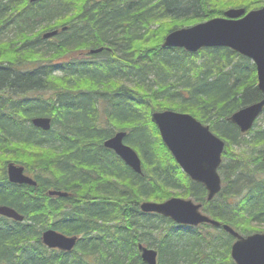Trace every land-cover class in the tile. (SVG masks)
I'll list each match as a JSON object with an SVG mask.
<instances>
[{"label":"trees","instance_id":"obj_1","mask_svg":"<svg viewBox=\"0 0 264 264\" xmlns=\"http://www.w3.org/2000/svg\"><path fill=\"white\" fill-rule=\"evenodd\" d=\"M109 1L112 0H95V5H91L89 0H81L78 9L81 19L78 24L79 28L86 33H95L98 40L105 42L115 39L114 32L118 30L134 29L142 35L141 21L138 18L135 20L129 18L135 17L128 8H132V6H124V3L123 7L120 4L117 5L118 8L123 9V12L126 11L130 15L113 13L107 16L108 13H105L104 9ZM113 1L117 3V0ZM218 1H223L225 7H243L246 10L260 5L258 0ZM48 3V0H43L36 5H31L27 0H0V35L5 30L13 28L21 33L23 38L28 39L29 36L32 39V46H29L30 42L28 40L11 43H4L0 40V145H7L13 140H17L25 145L43 146V142L36 141L37 143H35L30 141V137H27L31 134L35 136L34 139L41 140L40 137L33 134V131L43 137L46 136L30 126V118L34 115H54L52 117L55 119L60 117L73 132L70 138L66 137L65 149L59 155L54 151L45 153L39 150L34 154L33 164L45 167L50 164L52 166V163L57 161L65 160L67 170L63 171L61 167L58 168L59 177L66 178L63 188L75 192L79 191L81 194L85 192L84 195L90 200L77 205L78 201L73 198L71 202L76 203V210L70 213L64 202L66 199L58 198L51 201L49 197L43 195L44 192L39 188L36 192L33 188L15 187L6 184L0 186V202L18 203L22 207L20 211L26 215L28 220L33 222L37 220L32 217V214L25 207H37L38 211H41L42 208L44 211V208H46L49 215L45 217L42 212L41 217L43 220L39 224H42V227L54 228L68 235L81 236L72 254H77L79 256L78 261L82 264H143L137 250L138 243H143L158 251V264H234L230 257L233 238L224 231L215 229L211 231L212 227L208 225H205V231H199L198 228L191 227H176L169 220L168 223L176 232L170 231L167 226H161L163 228L167 227V230L160 229V225L165 221L163 218L157 215L142 214L137 209V205L134 208L133 204L144 197L158 201L165 200L171 196V188L181 197L193 198L197 202L204 203L205 211L213 219L230 225L243 235L250 233L249 230L244 229L248 226L246 222H249V220L264 226V209L258 208L261 203L264 204V183L256 184L257 186L253 190L250 189L241 196V205H227L225 201L221 202L222 195H219L216 199L218 206L206 204L204 187L192 182L180 171L162 142L156 146L146 135L149 129H153L149 125L150 115L147 114L148 104L145 101L152 105L154 111L171 109L185 112L205 124H211L218 136L227 143L224 155L225 163L220 168L223 184L236 183L235 180H230L231 176L235 174L244 176V174L240 173L239 170H236L234 174L231 173L233 170L226 163L229 148L243 146L248 143L264 146V126L256 129L255 125L251 131L244 134L237 126L227 121V118L238 110L242 101L249 104L259 99L256 93H252L254 91L252 88L256 86L255 78L249 80L240 78L239 74L244 71L242 66L237 67L231 73L216 70V73L212 75L213 68L218 63L230 64L234 60L230 54L232 51L225 48L201 51L197 55L200 56L199 61L202 63V67H198L195 62H185L182 57L187 56V54L184 51L172 50L173 53L181 54V56L178 55L176 59H171V55L168 54L170 51L165 52L155 47L150 51V56H152V65L150 66L157 74L156 80L152 82L146 80L140 83L145 84L146 87H142L140 84L137 85L139 86L137 92L128 86L125 87L121 116L118 119L108 117L109 128H100V130L95 129L94 131L93 128L87 127L91 123L92 111L90 108L87 109L80 105L76 107L61 106L57 110L58 113L53 114V103L42 98L31 89L33 85L40 86V84L43 88L54 86L56 87L54 91L60 92L58 93L60 94L59 97H62L70 85V81L63 77L58 78L56 84L46 77L41 79L40 76L38 77L40 70L36 69V66H30L31 63L38 61L39 58L36 59L37 54L40 55V60H43L57 51L55 49L57 47L45 42H40L42 44L40 47L37 45L40 38L35 31L37 24L45 20L43 14L52 16L46 18L48 22L60 19L48 8L40 10L38 16L33 17L32 13L34 11L39 10L40 6L48 5ZM145 3H153L154 10L146 11L144 15H153L154 20L159 22L158 29L164 34L170 31L164 28L166 24H171L170 21L165 20L169 17L183 16L182 12L184 11H192L191 16L194 21L203 17L201 9L195 7V3H190L189 0H149ZM66 5H68V2H66ZM204 7H206V4ZM156 9L163 11L166 15L153 13ZM66 10L68 13L69 8ZM180 11V15H168ZM26 13L27 16L25 17ZM99 13H105V15L101 16ZM221 13H214V16ZM183 17H187V15L185 14ZM131 39L132 36L127 34L119 40L131 44ZM178 62H185L186 65L183 66L184 68L179 67ZM115 68L116 63L112 61H99L94 66V75L91 74V77L93 76L95 81L100 82V77L103 79L104 76L110 77ZM148 86L149 90L147 89ZM65 98H68V95H65ZM110 121H114L113 125L122 130H126L128 121L133 122L136 126L139 138H141V142L139 141L141 145L139 147L140 153L142 149L148 155L146 162L150 167L145 168V173L147 177L154 180V185H144V180H141L142 178L133 174L126 167L123 169L116 167L114 169L115 167H110L109 164L106 165L103 161L102 142L113 134ZM125 141L129 143L128 136ZM57 150L59 151V149ZM250 158L254 159L249 154L244 155L236 166L241 165V163L245 164L247 160L250 161ZM141 159L143 160V157ZM250 162L254 163L253 160ZM117 168H119V172L124 175L123 177L126 178L127 182L130 183L134 193L124 190L121 197H114L111 190L99 191L101 190V184L110 182L106 178L112 179V176H115L117 177L116 181L120 182L118 179L122 176H119L120 174L115 171ZM111 171L114 174H110ZM26 173H33L38 183L41 181V176L36 174L32 168H26ZM158 183L165 184V187L158 189V185H155ZM150 188H155L154 190L157 191L151 192L149 191ZM145 189L150 193H146ZM94 191L99 193V198L96 196L89 197L91 192ZM148 194L150 195L147 196ZM24 205L26 206L23 207ZM252 206L257 207L259 210L256 215L250 208ZM131 210H134L132 215ZM97 219L102 223L111 225L98 226ZM243 220L245 224L242 222ZM1 233L4 240L0 237V254L5 251L6 254L15 257L23 256L25 258L24 264H50L52 260L56 262L65 260L66 263L73 262L70 253L48 252L46 249L37 251L30 256L20 255L16 252L21 244L19 242L33 238L21 230H13L12 237L17 243L14 250L7 251L6 242L10 240V236ZM169 242L177 245L184 244L186 247L170 248L166 245ZM47 255L51 256L46 258ZM106 255H109L107 261L104 260ZM0 264L10 263L0 257Z\"/></svg>","mask_w":264,"mask_h":264},{"label":"bare ground","instance_id":"obj_2","mask_svg":"<svg viewBox=\"0 0 264 264\" xmlns=\"http://www.w3.org/2000/svg\"><path fill=\"white\" fill-rule=\"evenodd\" d=\"M43 0H37V1H31L27 0V2L31 5H36ZM91 5H95V0H89ZM124 1V2H123ZM149 0H117V3H114V1H109L107 7H105V13L109 14H127L126 11L123 12L121 8H118L117 5L120 4L123 7L124 6H132L128 7L131 12L135 15V17H129L132 18V20H135L136 18L141 21L142 24V35L139 34L137 30H127V31H115L114 34L116 36L115 39H111L108 42H105L103 40H98L96 38L95 33H89L85 32L84 30H81L78 26L80 22V14H78V9L81 4V0H48V5L46 6H40L39 10L34 11L33 17L36 18L39 14L40 10H44L46 8L50 9L55 16L59 17L60 19H55L52 22H48L46 18L52 17V16H45V20L40 22V24H37L36 33L37 36H39V42H37V45L40 47L42 44L40 42H45L46 44L53 45L57 48H55L57 51L54 52V54L50 55L47 59L40 60V55L37 54L36 59H38L37 62L31 63L30 66L34 67L36 66V69L40 70L38 73V77L40 76L41 79H44V77L48 78L49 81H53L54 84H56L58 78H66L67 81H70V85L67 88V92L64 93L62 97H59L60 92L54 91L56 87L52 86V88H43L42 84L40 86L33 85L31 87L32 90L35 91L38 95H40L42 98H45L48 101H51L53 104L52 112L53 114H57V110L61 106H83L84 108H90L92 111L90 124L87 125V127L93 128V130H100L102 129H108V121L109 118L112 119H118V117L121 116V107L124 105V102L122 101V98L124 96L123 90L125 87H129L136 92L139 90L140 83H143L146 80L149 81H155L156 75L155 72L151 69L152 65V56L151 49L153 48H160L163 51H170L169 56L171 55V59H176L177 56H181V54H175L172 50H181L184 51V53L187 54V56H183L182 58L185 60L186 63L195 62L196 65L199 67H202V63L199 61L200 56L199 54L203 50L207 49H221L225 48L230 51H232L230 54L233 57V61L230 64H222L218 63L213 68V73H216V70H222L226 73H231L232 71H235L237 67H243L244 71L239 74V77L242 79H252L255 78L256 86L252 88L254 90L252 93H256L258 95V100L252 103H245L242 101L241 105L238 107V110L232 113L227 118V121L231 122L229 119L236 113L240 111H244L248 109L250 106H253L259 102H262L264 100V89L262 86H260L259 77L263 76L264 73L260 69V61H258L254 55L253 50H246V51H239L231 46H213L210 45L216 41L210 40V43L208 45H204L201 48H198L196 50L189 49L186 46H172V45H165L167 43H174V36H172L171 32H189L192 33L194 36H197V31H201L203 24H210V23H216V26L218 27V30L214 33V35L217 38H221L224 35H230L224 25L218 21L217 19H222L226 21H233V22H243L246 18L248 13H255V15L252 18L253 24H258V17L261 16L260 12L262 9H264V0H258L259 6H256L253 9L246 10L243 7H232L227 6L225 7V3L223 1L218 0H189V2L195 3L194 6L201 9L202 16L198 20L194 21L192 18V11L188 12H182L183 16L185 14L187 17H183L180 12L177 13H169L168 15H180V16H172L165 20H168L171 22V24H166L164 28L170 30L168 33L164 34L162 31L158 29V23L154 20L153 15L148 14L145 16L144 14L146 11L150 12L154 10L153 3L146 4ZM150 1H158V0H150ZM167 1V0H166ZM170 1V0H169ZM66 2H68V5H66ZM206 4V7L204 5ZM69 8V12L67 13L66 9ZM233 9H244L245 15H236L234 13L230 14V17L227 15V13ZM222 10V13H221ZM136 11V13H135ZM157 11V12H156ZM153 13L159 14V15H166L163 13V11L157 10ZM207 12V13H206ZM220 12V15L214 16V13ZM67 13V15H65ZM105 13H99L101 16H104ZM27 16V13L24 15ZM139 16V17H138ZM131 35L132 36V42L131 44L124 41L119 40L125 35ZM0 40L4 43H11L14 41H26L28 40L30 42L29 46H32V39L28 36V39L23 38L21 36V33H19L16 29L10 28L8 30H5L0 35ZM35 41V40H34ZM100 41V42H99ZM36 42V41H35ZM171 43V44H172ZM47 46V45H46ZM230 55V56H231ZM52 57V58H51ZM34 59V60H36ZM103 60H109L114 63H116V68L113 70V74L109 76H104V79L102 77L100 82L95 81L93 76L91 77V74L94 75V66H96L99 61ZM185 62H178V66L184 68L186 64ZM196 71V70H193ZM199 72V71H196ZM235 74V72H234ZM148 81V82H149ZM142 85V84H140ZM142 85V87H144ZM50 87V86H47ZM146 87V86H145ZM149 90V86L147 87ZM134 91V92H135ZM135 94V93H134ZM65 95H68V98H65ZM140 95V94H136ZM145 103L148 104V111L147 114L150 115V121L149 125L152 127L153 130H148L146 132V135L148 136V139L154 143V145L157 146L161 142L164 145V147L167 149V151L171 154L172 158L174 159L176 165L179 167L180 171L186 175L192 182L196 184H200L204 187L205 191V202L206 204H212L213 206H218V203L216 202V199L219 195L221 196V202L225 201L227 205L233 204V205H241L240 203V197L246 194L250 189H254L259 183H264V146L261 145H253V143H248L243 146H234L229 148L227 151L226 156V163L229 165L231 170H233L231 173L234 174V172L237 170L240 171V173L244 174V176H240L238 174H235L234 176H231V181L235 180L236 183H231L228 185L223 184V176L220 173V168L225 163V152L227 148V143L224 139L218 136V134L213 130L211 124H205L198 120L196 117L189 113L185 112H179L171 109H164L162 111H154L152 109V105L145 101ZM166 111H172L179 114H187L195 118L198 122H200L203 126H208L210 131L221 141L224 142L225 146L221 155V164L217 169V173L221 179V183L219 185L218 191L213 194L211 189L206 187L204 183L198 182L194 180L181 166V164L177 161L175 156L173 155L172 151L169 149V147L164 142L161 131L159 126L154 121L153 115L155 113L159 112H166ZM264 114V107L261 113L258 114V118L255 120L254 126L256 125L257 128H262L264 126L261 125L260 127H257V123L261 116ZM54 115H34L30 118V126L42 132L45 137H43L41 134L34 132L33 134L37 137H40L41 140L34 139L35 136L29 135L27 137H30V141H34L35 143L43 142V146H36V145H25L22 142H19L17 140H13L7 145H0V186H5L6 184L12 185V186H25L28 188H33L36 190L39 188V190L44 192L45 197H49V200L54 201V199H66L64 202L66 204V208L69 210V212H73L76 210V203L71 202L73 198H75L78 203L77 205H81L85 203L86 201H89L90 199H87V197L83 194H81L79 191H73L71 189H64L63 186L66 183V178H60L58 168L61 167L63 171L67 170V163H65V160L63 161H57L55 163H52L49 166H39L37 164H33V157L34 154L37 151H43L45 153H48L49 151L56 152L57 155L61 154L62 151L65 149L64 143L66 140V137H71L73 132L70 127L65 125L64 121L59 117L58 119H55L52 117ZM34 121H42L44 124L37 125L34 123ZM111 126L110 128L113 131V134L106 138L102 142V149H103V156L102 159L105 161L106 165H110V167H119L120 169L128 168L133 174L136 176L142 178L141 180H144V185H151L154 183V180L152 178L147 177V174L145 173V168H149L148 162H146V157H148L146 152H143L141 149L140 153V142L141 138H139V134L137 133V128L133 124V122L128 121L126 124V130L118 129L113 124L114 121H110ZM234 124L233 122H231ZM237 126L236 124H234ZM238 127V126H237ZM239 128V127H238ZM240 130V128H239ZM111 131V130H110ZM242 133V132H241ZM118 134H124L123 139V145L126 147H129L133 152L136 153L138 158L141 161V172H136L133 170L126 162L125 160L116 153L115 150L107 147L105 143L113 138H115ZM158 134V135H157ZM145 135V134H144ZM129 138V143L125 141V139ZM21 141V140H20ZM37 141V142H36ZM140 141V142H139ZM144 144L142 145V147ZM59 149V151L57 150ZM142 154V155H141ZM253 156L254 159L250 158V161H254L252 164L249 160L247 162L241 163V165H237V162L245 155ZM143 157V160L141 159ZM247 158V157H246ZM167 161V160H165ZM12 166L17 169H23L25 177H27L29 180H31L32 183H18L16 182L13 174H12ZM146 166V167H145ZM32 168L36 174L41 176V181L38 183L35 175L33 173H26V168ZM119 168L115 170L117 173H119V176H122V178H119L118 181H116L115 176H112L109 179V183H103L100 185L101 190L99 191H107L111 190L114 197H118L123 194L124 190L126 192L134 193L133 188L130 186V183L127 182L126 178L123 177L122 173L119 172ZM113 169V170H114ZM151 172V171H149ZM110 174H114L112 171L109 172ZM230 181V182H231ZM234 184V185H233ZM154 185V184H153ZM158 185V189L161 187H165V184L158 183L155 184ZM155 188H150L149 191L156 192L157 190H154ZM147 189H145L146 193H150ZM93 193V195H91ZM90 194V193H89ZM89 197H100L99 193L97 192H91ZM170 194L171 196L165 200L158 201L153 200V198H140V200L136 201L135 204H133V207L135 208L137 205V209L142 214H151V215H157L161 218H163L165 221L162 222L163 224L161 226H167L170 231L176 232L175 229L172 228V226L168 223V220L171 221L176 227H191V228H198L199 231H205L206 226L208 225L211 228V231L215 230H222L227 235L231 236L233 238V242L231 245L230 250V257L234 264H236L235 260L232 258V247L233 245L238 241V238L227 232L223 226L226 225L233 229L234 232H236L239 236L243 238H247L252 235L256 234H264V232H259L260 228L264 229V226L249 220V222H246L248 226L244 228L246 231H250L249 234L243 235L239 233L237 230H235L230 225L218 221L216 219H213L204 209V203L197 202L193 198H185L178 195V193L170 188ZM148 194L147 196H149ZM180 199L184 201H191L194 205H200L199 212L203 215L208 217L211 220H214L216 222L220 223V226L216 227L209 223H202L199 225H190V224H183L178 223L175 220H173L171 217L164 216L162 214H159L155 211H145L144 207L147 205H153L155 204H161L164 203L170 199ZM69 199V200H67ZM24 205L23 207H25ZM125 206V205H124ZM20 208H22L18 203H2L0 202V237L2 240V233L10 236L9 241L6 242L7 251H12L15 249L16 241L13 239V230H21L33 238L29 240H22L19 243H21L16 252L20 255L30 256L34 255L37 251H40L42 249H46L48 252H59V253H70V258L72 263L65 262V260L61 262H56L55 260H52L50 264H82L80 263L79 256L74 253L77 244L81 238L79 235H68L63 233L62 231H59L54 228L50 227H42L43 225L39 224L42 222L43 218L42 212L44 213V216L47 217L49 215V211L44 208L41 209V211L37 210V207L32 206H26L25 208L32 214V217H34L37 221L33 222L28 220L25 214H23L20 211ZM253 211V213L256 215L259 209H264V204L259 205L257 207H250ZM133 209V208H132ZM134 210H131V215L133 214ZM250 214V213H249ZM246 218V217H245ZM167 219V220H166ZM244 223V220L242 221ZM97 225L105 226L107 223H102L100 220H96ZM245 224V223H244ZM111 225V224H107ZM170 225V226H169ZM161 227L160 229H165ZM47 232H53L56 235L62 236L65 239H72L76 238V244L75 247L67 250L63 248L62 244L57 243H48L45 241V237L47 235ZM147 236V235H146ZM170 248H179V247H186L184 244H175L172 242L167 243ZM177 245V246H175ZM142 246L143 248H146L148 250H154L157 252L158 257V251L155 248L149 247L144 245L143 243H138L137 250L139 252L140 259L143 264H147L142 259V252L139 249V247ZM19 255V256H20ZM51 255H47V257H50ZM0 257L2 260L7 261L10 264H24L25 258L23 256H12L9 254H6L5 251L0 254ZM104 260H109V255H106L104 257ZM158 264V261L156 262Z\"/></svg>","mask_w":264,"mask_h":264},{"label":"water","instance_id":"obj_3","mask_svg":"<svg viewBox=\"0 0 264 264\" xmlns=\"http://www.w3.org/2000/svg\"><path fill=\"white\" fill-rule=\"evenodd\" d=\"M37 1V0H31ZM245 15L244 9H233L227 13ZM258 24H253L252 18L255 13H248L243 22L220 21L232 36L224 35L217 38L214 33L218 30L216 23L203 24L197 36L189 32H171L174 36V43L165 45L186 46L196 50L204 45L231 46L239 51L253 50L254 57L260 61V69L264 73V9L260 12ZM210 40L216 42L209 45ZM172 43V44H171ZM260 86L264 89V77H259ZM264 100L244 111L234 114L229 120L236 124L242 133H247L253 128L258 114L262 112ZM154 121L159 126L161 136L172 151L183 169L196 181L202 182L215 194L221 183L217 169L221 164V155L224 149V142L217 138L208 126H203L195 118L187 114H179L172 111L159 112L153 115ZM37 125L44 124L42 121H34ZM124 134H118L115 138L107 141L105 145L119 154L125 162L136 172H141V161L129 147L123 145ZM12 174L18 183H32L25 177L23 169L12 166ZM200 205H194L191 201L170 199L161 204L147 205L145 211H155L167 217H171L178 223L199 225L209 223L216 227L219 222L203 216L200 212ZM223 228L238 238L232 247V258L236 264H264V234H256L243 238L224 225ZM48 243L62 244L64 249L70 250L75 247L76 238L65 239L53 232H47L44 238ZM142 252V259L147 264H156L157 252L139 247Z\"/></svg>","mask_w":264,"mask_h":264},{"label":"rangeland","instance_id":"obj_4","mask_svg":"<svg viewBox=\"0 0 264 264\" xmlns=\"http://www.w3.org/2000/svg\"><path fill=\"white\" fill-rule=\"evenodd\" d=\"M232 7H234V6H232ZM258 125H257V127L259 126H261V125H263L264 124V114L261 116V118L259 119V121H258V123H257ZM264 232V229H262V228H260V231L259 232Z\"/></svg>","mask_w":264,"mask_h":264}]
</instances>
